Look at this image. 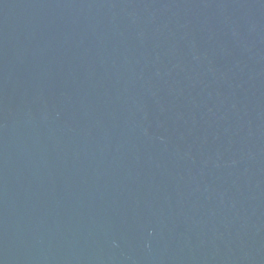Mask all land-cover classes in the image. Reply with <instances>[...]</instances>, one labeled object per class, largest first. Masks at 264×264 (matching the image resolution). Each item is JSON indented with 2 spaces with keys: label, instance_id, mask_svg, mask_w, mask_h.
<instances>
[{
  "label": "water",
  "instance_id": "95a60500",
  "mask_svg": "<svg viewBox=\"0 0 264 264\" xmlns=\"http://www.w3.org/2000/svg\"><path fill=\"white\" fill-rule=\"evenodd\" d=\"M0 264H264V0H0Z\"/></svg>",
  "mask_w": 264,
  "mask_h": 264
}]
</instances>
